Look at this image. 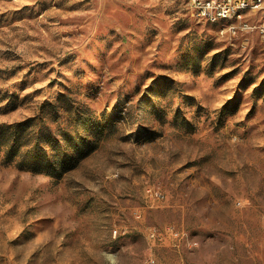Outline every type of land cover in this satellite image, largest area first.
<instances>
[{
    "label": "rangeland",
    "instance_id": "374dc122",
    "mask_svg": "<svg viewBox=\"0 0 264 264\" xmlns=\"http://www.w3.org/2000/svg\"><path fill=\"white\" fill-rule=\"evenodd\" d=\"M227 25L0 0V264H264V39ZM168 227L196 245L151 247Z\"/></svg>",
    "mask_w": 264,
    "mask_h": 264
},
{
    "label": "built area",
    "instance_id": "2783aa9c",
    "mask_svg": "<svg viewBox=\"0 0 264 264\" xmlns=\"http://www.w3.org/2000/svg\"><path fill=\"white\" fill-rule=\"evenodd\" d=\"M189 8L192 17L200 22L212 23L217 16H236V23L231 27H222L221 35L237 37L240 34L256 31L264 39V24L253 26L246 18V14L251 12H264V0L261 3H252L251 0H189ZM145 195L149 205H154L165 199V194L159 187H147ZM136 217L139 219L140 213ZM116 232L114 231V233ZM146 237L151 247L163 244L166 237L174 239L177 248L182 245L188 247L196 245V242L187 233L178 231L174 227H168L164 231L149 228ZM141 264H158V260L155 254L150 252Z\"/></svg>",
    "mask_w": 264,
    "mask_h": 264
},
{
    "label": "bare ground",
    "instance_id": "6f19581e",
    "mask_svg": "<svg viewBox=\"0 0 264 264\" xmlns=\"http://www.w3.org/2000/svg\"><path fill=\"white\" fill-rule=\"evenodd\" d=\"M252 3H261L262 0H251ZM228 23L226 27H231L236 23V16H217L212 23ZM230 23V24H229Z\"/></svg>",
    "mask_w": 264,
    "mask_h": 264
}]
</instances>
